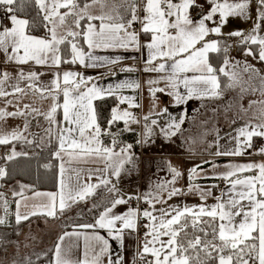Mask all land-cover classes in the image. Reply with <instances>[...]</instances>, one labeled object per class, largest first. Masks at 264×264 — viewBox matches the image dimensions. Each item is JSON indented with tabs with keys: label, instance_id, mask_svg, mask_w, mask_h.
Returning <instances> with one entry per match:
<instances>
[{
	"label": "snow or ice",
	"instance_id": "obj_1",
	"mask_svg": "<svg viewBox=\"0 0 264 264\" xmlns=\"http://www.w3.org/2000/svg\"><path fill=\"white\" fill-rule=\"evenodd\" d=\"M16 0H0V5L6 6V12L10 13L9 19L11 28L0 29V51L8 53V60L17 64H27L30 61L38 65H51L59 67L61 63H79L85 67H102L119 63L120 57H108L94 55L93 51H85L79 44L83 40L90 50H107L133 47L139 50V34L136 31H128L132 24L140 22L142 31L150 34V42L145 47L148 49V65L153 61L161 62L156 67H148L146 71L167 72L163 77L168 82L171 91L169 95L174 96L177 105L185 104L191 99H216L223 95L220 76L222 73L227 77L225 87H235L240 84L242 73H248L249 79L259 77L264 81V74L252 65L244 64L241 71L227 70L230 61L225 59L219 69L213 67L209 62L210 53L221 51L219 41L206 39L210 34H221V27L209 28L206 21H212L219 13V24L223 25L230 16H247L252 0H209L214 6L210 12L194 21L190 15L193 7H198L196 0H144L143 19L138 16V5L135 0H124L127 4L126 11L130 18L119 12V7L113 5L108 12L100 15H93L89 9L94 4L105 7L107 0H86L83 7L78 0H35L43 13L46 22L44 27L47 30L46 36H36L29 32L30 21L18 18L14 14L12 5ZM264 7V0H257ZM64 9L65 11H61ZM260 19L264 20V11L259 13ZM69 17L72 18L69 24ZM99 21V24L95 23ZM82 22L85 26L82 27ZM259 28V25H257ZM64 29V31H59ZM232 35L243 36L242 33ZM245 43L259 44V58L264 61V37L255 35L248 36ZM68 45L70 59L62 57L61 46ZM226 51V49H225ZM251 55V50L247 53ZM168 61H171L169 64ZM233 69L239 68V62L232 64ZM132 71L131 68L126 69ZM114 74V73H110ZM40 74L21 71L18 79L26 80L27 89L33 95H38L41 100L52 101L47 112H40L39 109L25 105L31 113L43 115L49 122L45 130L46 135L51 139L53 134L52 125H56V139L58 150L55 156L62 162L59 166L60 179L59 191L40 193L35 192V197H45L47 202L34 204L32 211L21 214L20 205L17 203L15 221L17 224L28 220L31 216L47 215L55 217L57 211L61 213L73 203L86 200L87 197L95 194L96 189L104 187L111 193L116 190L115 185L110 184L107 178H100L99 183H87L81 180V170L70 169L75 173V184L72 183V176L65 180V162L61 153L68 157L67 163L73 160L87 162L89 159L103 160L106 168L97 171L108 172L119 177L126 162L131 161V144H127L116 150L117 137L111 132V126L117 121H123L125 131H131L128 127L129 121L137 123V119L127 110L113 108L108 128L102 130L98 122L94 101L102 99L107 95H114L117 90L132 87L133 84L124 81L115 86L109 84L107 88L98 86L94 81L97 78L84 77L74 71H65L62 74H54V79L48 85L39 82ZM11 79L9 73L0 74V97L15 95L17 93L27 95L25 88L20 83L12 85L13 92L5 90V83ZM150 84L159 81H150ZM139 87L138 84H135ZM186 90L181 92L180 88ZM242 91L247 89L242 88ZM153 96L156 92H164L163 88L150 89ZM63 98L62 103L60 102ZM133 98L121 96L119 102H128L132 105ZM12 101H8L11 103ZM255 103V102H254ZM167 111V109H165ZM62 115V121L57 120V113ZM25 115L23 111L5 112L0 110V119L5 116ZM148 120V117L144 118ZM156 124V121H151ZM184 123L183 118H173L165 131L166 135H175L180 131ZM63 124L64 126H61ZM147 133L151 134V128L145 125ZM27 130V125L25 126ZM238 135L234 137L237 147L230 151L217 152L215 155H243L252 147L253 137H264V123L258 125L245 124L239 128ZM112 136L110 146H105L101 137ZM243 138V139H241ZM25 139L17 131L7 135H0V144H8L13 140ZM31 143V141H29ZM264 155V148L259 153ZM21 153L13 150L8 156L12 160ZM207 163V161H205ZM45 167H49L46 165ZM213 167H216L213 164ZM227 171L221 173L219 178L228 182V187L221 191L216 197V203L207 205L202 203L193 206H168L167 208L156 209V204H166L161 193H167V199L173 196L182 195L185 191L197 192L203 201L212 195V188H203L199 184H192L187 189H180L174 186L158 184V193L154 196L145 197L151 205V210H144L142 216L150 223L146 225L148 232L143 245L140 258L146 255L152 257L146 264H264V163L228 164ZM198 169L200 170L198 172ZM174 178L170 182L175 184V179L182 173L171 169ZM88 180L92 179V170H88ZM200 172H203L201 165L192 168L189 179L194 180ZM245 173H255L245 175ZM7 175L6 169L0 167V178ZM30 187L21 185L22 191L14 195L23 196V189ZM212 187H217L213 185ZM3 198V193H0ZM131 198V197H130ZM27 199V198H25ZM139 199V197H137ZM127 201L122 198H114L110 204L104 206L94 223L80 225L84 229H104L109 237L123 244V233L126 229L135 230L137 220L141 213L139 209H129L123 214H116L114 209L117 205L125 204ZM93 207H96L94 205ZM5 216L0 217V225L7 221L8 202L4 200ZM158 212L159 215L154 213ZM119 222L120 227H117ZM83 236L84 251L83 259H73L71 249H63L65 237ZM151 237V239H147ZM167 237V239H164ZM111 245L105 236L98 232L91 235L73 232L64 233L59 238L54 250V264H104V257H108L107 264H123V257L110 251Z\"/></svg>",
	"mask_w": 264,
	"mask_h": 264
},
{
	"label": "crops",
	"instance_id": "obj_2",
	"mask_svg": "<svg viewBox=\"0 0 264 264\" xmlns=\"http://www.w3.org/2000/svg\"><path fill=\"white\" fill-rule=\"evenodd\" d=\"M173 2L178 3L179 0H173ZM220 2H223V0H220ZM135 3L139 6L137 14L142 20L145 15L143 11L144 0H135ZM196 4L205 6L206 11L203 15L209 13L214 6L209 0H196ZM258 4L257 0H252L246 17L230 16L228 17L227 22L223 25L219 24V13L213 17L212 21H206L209 28L217 26L221 27L220 35L212 33L206 39L219 41L220 48L224 45L226 49V51L223 52V56L219 55L220 60L219 57L213 58V53L209 54V62L213 67L219 69L224 66L223 61L228 59L230 65L227 70L229 71L235 70L239 72L244 64H249L264 74V61L259 58L260 45L244 42V40L250 35L264 37V20H261L259 16V13L264 11V7L261 8ZM83 5L84 4H80L81 7H83ZM113 5L119 7L120 14L125 16L126 19L130 18V13L126 11L128 6L127 4H124V0H107L105 7H101L100 4H94L89 11L93 15H100L102 12L110 11ZM195 8L196 7H193L190 10V15ZM61 11L63 12L65 10L61 9ZM17 17L23 19L21 16ZM70 19L72 18L69 17L68 21H70ZM193 20L196 21L198 19ZM95 23L99 24V21H96ZM6 24L9 25L8 28L13 26L12 23H10V20ZM257 25H259V28H257ZM59 30L61 32L64 31V29ZM128 31H136L139 34V50H136L133 47H129L128 49L116 48L107 50H90L84 44L82 39L79 40V44L84 47L86 52L93 51V54L98 56L120 57L119 63L114 65L93 68L85 67L79 63H61L59 67L38 65L32 61L27 64H17L14 61L8 60L7 57L8 54H10L9 52L7 54L4 53L3 59L0 60L1 74L7 72L11 76V79L4 85L5 90L10 93L13 92L12 85L19 82L20 86L25 88L26 92H28L27 95L17 93L15 95L0 97V110L8 113L17 112L18 110L25 112V115L5 116L0 119V135H7L13 131H17L27 139L31 133H34L37 118L41 119L44 118V116L31 113L30 109H25L24 106L30 105L33 108L39 109L40 112H47L52 103L50 99L41 100L38 95H33L28 91L27 84L29 82L18 79V74L21 71L24 73L35 71L42 73L40 70L41 68H54L58 70V73L62 74L65 71L78 70V73L82 74L84 77L97 78L94 82L97 83L98 86L104 88H107L109 84L115 86L124 81L133 84L132 87H125L116 91L115 95L118 98V105L116 108L127 110L136 117L138 122L133 123L129 121L128 127L132 129L131 131H138L140 142L139 149L135 150L131 142L124 143L120 146L123 147L127 144H131L132 148L130 150L131 161L125 163L119 177L112 175L110 170L108 172L97 171L98 169L103 170L106 168V164L103 160L89 159L87 162L73 160L71 163H67V155L61 153L63 161L65 162L66 181L68 176H72V183L75 184V173L70 171V169H79L81 170L82 182L99 183L100 178H107L110 180L108 187L115 185L116 190L109 193L102 186L96 189L95 194L87 197L86 200L73 203L70 207H67V210H64L65 215L59 216L60 211L58 210L56 216L54 218L52 217L54 221L59 223V226L58 233L52 241L51 247H49L51 257L41 264H54V250L56 244L59 241V238L66 232H81L89 235L93 232H98L109 240L113 259L116 258V255H121L123 257V264H137V258L143 251L146 233L148 232L146 225L150 223L146 218V221H143L140 218H144L142 216L144 210H151V205L149 203L146 207L141 209L136 205H130L128 203L117 205L114 209L116 214H123L129 209H139L141 213L137 220L136 229L124 230L122 245L119 241L113 240L109 237L107 231L104 229H84L81 228L80 225L94 223L99 214L104 210V206L109 205L110 201L114 198L122 197L127 201V198L130 196L141 195L145 200L146 196H149L150 198L151 196L156 195L159 191L157 189L158 184H165L169 187L174 186L180 189H187L192 184H199L203 188L211 187L212 195L209 196L206 201H203L197 192L185 191L182 195L173 196L169 200L167 199V193L164 192L161 193V195L167 200V203H157L156 209L167 208L170 206V201L172 202L171 206L179 207L185 205H200L202 203L213 205L217 202L216 197L220 196L221 191L228 187V182L219 178L221 173L227 171L226 166L228 164L264 163V155L258 154L259 150L264 148V146L256 148L254 144L256 137H253L252 147L248 148L243 155H215L217 152L230 151L237 147V141L234 137L238 135L237 130L245 124L258 125L264 123V81L259 77L249 79L248 73H242L240 84L229 88L225 87L228 82L227 77L223 78L221 76L223 74L218 73L220 76L221 89L223 91V95L220 98L203 100L191 99L185 104L177 105L174 96L168 94L171 91L168 87V82L163 79L167 72L146 71V68L156 67L161 62L160 60H156L153 61L151 65H148L147 63L148 49L145 45L150 42L151 35L142 31V24L139 21L132 24ZM237 32L242 33L243 36L232 35V33ZM63 46L66 47L68 45H62L61 52ZM249 49L251 50V55L247 54ZM236 62H239L240 67L233 69L231 65ZM168 63L170 64L171 61H168ZM128 68H131L132 71H127L126 69ZM45 79L46 77H39V82H42ZM48 79L50 84L54 79L53 75H49ZM150 81H159V83L150 84ZM135 84H138L139 87H136ZM154 88L165 89V101L157 96V92L155 93V96H153L150 89ZM242 88L247 89L243 94L239 92ZM180 91L185 92L186 90L181 86ZM121 96L133 98L132 105L136 106H130L128 102L120 103L119 100ZM8 101L12 102L8 103ZM165 109H167V111H165ZM145 117H148L149 119L145 120ZM56 118L60 121L58 114ZM173 118H183L184 123L181 125L180 131L176 132L175 135H166L165 131L162 130L168 129V125ZM153 120L156 121V124L151 123ZM26 125L27 130H25ZM145 125H148V127L151 128V134L147 133ZM61 126L64 125L61 124ZM45 137V141H49L52 137L56 138V135L52 134L51 139H49L48 135ZM101 139L103 141V136ZM13 141L16 142V140ZM47 143L48 142H44L43 144H40V146L46 147L51 145V142H49V145ZM103 143L105 146H110L104 141ZM13 147L17 153H21L19 150L20 146L16 143L10 144L6 152H10ZM120 147H116V150L118 151ZM57 150L58 141L56 151ZM6 152L3 148H0V167L3 168V161L7 158ZM205 161H207V163H205ZM61 162L62 161L59 159V166ZM134 164L135 167L133 166ZM213 164H215L216 167H213ZM197 165L202 166L203 172H200L194 180H190V170ZM173 168L182 173V175L175 179L174 185H171L170 182L174 178V173L171 171ZM88 170H92L91 180H88ZM199 171L200 170L198 169V172ZM249 174L255 173H245V175ZM59 179L60 172L58 175L57 187L55 189H35L29 191V187H26L23 189V196H19L14 195V193L22 191L21 185L29 186L27 183L19 179H15L10 183H5L2 181V178H0V193H3V198H0V217L5 216L4 200H7L8 202V222L15 219L14 214L17 209V203L20 205L19 210L21 214H25L33 210L32 206L34 204H37L38 202H47L45 197L34 198V193L58 192ZM213 185L217 187H212ZM126 187H132L133 190L129 194L121 195V191L124 188L126 189ZM94 205H96V207H93ZM79 207H83L85 210H77ZM75 212L78 214V219L72 223H68L66 218L67 214ZM154 214L159 215L158 212ZM141 225H145V230H141ZM117 227H120L119 222L117 223ZM147 239H151V237H147ZM164 239H167V237ZM9 244H11V242L5 244V242L0 240V258L4 254L5 247H8ZM62 247L65 250L71 249L73 259H83V236L79 238L76 236L65 237ZM17 252V255L20 254V257L16 259L15 264L25 259L36 258L30 256L31 253L28 248H26L25 251L20 250ZM26 254L30 257H23ZM32 255L35 256L34 253ZM146 256L152 259L150 255ZM106 257H104V264H106Z\"/></svg>",
	"mask_w": 264,
	"mask_h": 264
},
{
	"label": "trees",
	"instance_id": "obj_3",
	"mask_svg": "<svg viewBox=\"0 0 264 264\" xmlns=\"http://www.w3.org/2000/svg\"><path fill=\"white\" fill-rule=\"evenodd\" d=\"M79 4H84L86 0H78ZM259 7L262 8L260 4ZM14 14L24 17L30 21L29 32L36 35H46L47 30L44 27L45 21L43 19V13L39 9L38 5L35 3V0H16L14 5ZM6 6L0 5V15H4ZM85 26V23L82 22V27ZM67 47V46H66ZM225 51V46L221 47L219 53H213L212 57L216 58L219 55L223 56ZM63 56L66 55L65 46L62 47ZM220 60V57H219ZM223 78V75H221ZM62 101V97L60 102ZM95 109L98 116V122L103 130L108 128V122L111 118V111L113 108H116L118 105V98L114 95H107L102 99L95 100ZM59 120L61 121V113L58 112ZM123 121H117L111 126V132L116 135L118 143L116 147H120L124 143L131 142L135 150L139 149V133L138 131H125ZM53 140L51 145L46 147H41L38 144L37 138L34 141H11L8 144H0V148L7 150L8 146L12 143H16L18 146H23L24 150L26 149L29 153H21L12 160L5 158L3 161L4 168L6 169L7 175L2 178V181L5 183H10L15 179H19L27 183L30 187L29 191L35 189H55L58 183L59 175V159L55 156L57 149V141L55 137H52ZM112 136L103 135V141L106 144H111ZM6 152V151H5ZM48 165L49 167H45ZM33 217V216H31ZM27 221V220H26ZM17 224L15 219L11 222H8L5 225H0V239H6L16 235L17 228L22 225L24 222ZM51 257V253H48L45 256H40L36 258H30L27 260H22L17 264H41L45 260Z\"/></svg>",
	"mask_w": 264,
	"mask_h": 264
},
{
	"label": "rangeland",
	"instance_id": "obj_4",
	"mask_svg": "<svg viewBox=\"0 0 264 264\" xmlns=\"http://www.w3.org/2000/svg\"><path fill=\"white\" fill-rule=\"evenodd\" d=\"M231 1V0H230ZM204 6V5H203ZM205 7V6H204ZM6 12V9L4 11ZM4 13V15H5ZM4 15L1 16L0 15V29L4 28V27H9V25L6 24L5 19H4ZM19 16V15H16ZM238 17V16H237ZM20 18V17H18ZM22 19V18H21ZM23 19H25L23 17ZM193 19V18H192ZM72 19H70L69 24L71 23ZM11 23V21H10ZM60 31V30H59ZM66 48V55L62 57L65 59H70V53L68 50V46L65 47ZM9 53H11V49H9ZM4 56V52L0 51V60L3 59ZM36 70V69H34ZM42 71V73H39L38 71H35L36 73L40 74L39 77L44 78L46 77V79L40 83L44 84V85H48L49 84V79L48 76L49 75H53L54 78V74L58 73L57 69H40ZM70 71H74V72H78V70H70ZM27 74V73H25ZM240 93H244L245 91H242L240 89L239 91ZM49 127V122L45 119V118H41L38 119L37 118V124L34 127V133H31V135H29V137L23 141H34L35 138H37L38 140V144H43L44 142H48L47 144L49 145V142H52L53 138L49 141H45L46 140V132L45 130ZM53 127V134L56 135V125H52ZM39 130V131H38ZM17 141V140H16ZM21 141V142H23ZM42 147V146H41ZM8 150V148H7ZM13 150H15V148L13 147L12 150L10 152H6V156H8V154H10ZM21 153H29L26 149L24 150V147L21 145L20 149ZM6 151V150H4ZM135 167V164L133 165ZM133 190L132 187H126V189L124 188L121 191V195H126L131 193V191ZM39 204V202L37 203ZM170 205H172V202H169ZM67 210V209H65ZM77 210H85L83 207H79ZM65 215L64 211L61 213L59 212V216ZM67 218V222L68 223H72L73 221L78 219V214L75 213H71V214H67L66 216ZM58 226L59 223L57 221H54L52 219V217H49L47 215H42V216H34L29 218L28 221L24 222L22 225H20L17 230H16V235L13 237H9L6 239H0L2 242H5V244H7L8 242H11V244H9L8 247H5L4 250V254L1 256L0 258V264H15L16 263V259H18V257H20L18 254L17 255V251L23 250L25 251L26 248L29 249L32 257H40V256H45L49 253V247H51L52 245V241L54 240V238L56 237L57 233H58ZM21 234V235H19ZM7 242V243H6ZM13 242V243H12ZM35 254V256H33L32 254ZM28 256V254L24 255L23 257H30ZM27 260V259H25Z\"/></svg>",
	"mask_w": 264,
	"mask_h": 264
},
{
	"label": "built area",
	"instance_id": "obj_5",
	"mask_svg": "<svg viewBox=\"0 0 264 264\" xmlns=\"http://www.w3.org/2000/svg\"><path fill=\"white\" fill-rule=\"evenodd\" d=\"M205 11H206V8L203 5H199L198 7H196L195 9L192 10L191 17L193 19H199ZM10 15H11L10 13H5L4 19H5L6 23L10 20L9 19ZM0 74H1V70H0ZM157 96L161 97L162 100L165 101L166 93L165 92H157ZM254 144H255L256 148L263 147L264 146V137L257 136L254 140ZM130 197L127 198V203L130 205H136L140 209L144 208L148 205L146 200H144L141 195L130 196ZM137 197H139V199H137ZM140 219L143 221H146L145 218L141 217ZM140 228H141V230H145V225H141ZM148 260H151V259L147 256H145L144 259H141L140 256H138L137 264H146V261H148ZM107 261H108V257H106V264H107Z\"/></svg>",
	"mask_w": 264,
	"mask_h": 264
}]
</instances>
